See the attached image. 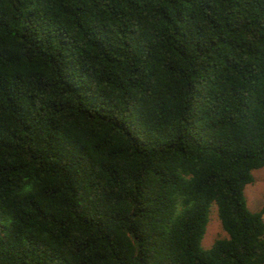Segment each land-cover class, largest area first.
I'll list each match as a JSON object with an SVG mask.
<instances>
[{
    "label": "trees",
    "instance_id": "obj_1",
    "mask_svg": "<svg viewBox=\"0 0 264 264\" xmlns=\"http://www.w3.org/2000/svg\"><path fill=\"white\" fill-rule=\"evenodd\" d=\"M262 166L264 0H0V264H264Z\"/></svg>",
    "mask_w": 264,
    "mask_h": 264
},
{
    "label": "rangeland",
    "instance_id": "obj_2",
    "mask_svg": "<svg viewBox=\"0 0 264 264\" xmlns=\"http://www.w3.org/2000/svg\"><path fill=\"white\" fill-rule=\"evenodd\" d=\"M253 181L244 188V196L247 206L251 210L264 208V166L252 170ZM264 220V212H263ZM226 236V232L221 226L217 206L212 202L208 211L206 230L201 240V246L208 249L218 237Z\"/></svg>",
    "mask_w": 264,
    "mask_h": 264
}]
</instances>
